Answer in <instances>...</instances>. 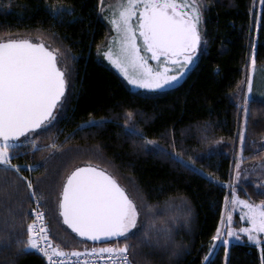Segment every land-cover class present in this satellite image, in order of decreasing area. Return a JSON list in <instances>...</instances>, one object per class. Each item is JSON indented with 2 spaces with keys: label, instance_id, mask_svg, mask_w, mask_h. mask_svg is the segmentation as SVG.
<instances>
[{
  "label": "trees",
  "instance_id": "obj_1",
  "mask_svg": "<svg viewBox=\"0 0 264 264\" xmlns=\"http://www.w3.org/2000/svg\"><path fill=\"white\" fill-rule=\"evenodd\" d=\"M198 2L202 35L194 65L174 87L137 92L97 54L111 34L101 14V0H0V39L43 41L46 47L59 49V66L66 69L69 98L51 126L32 137L38 147L28 144L10 150L12 163L32 181L49 236L60 249L72 252L128 243L133 264H262L264 240L255 245L237 234L213 250V237L221 225L239 146L243 163L264 158V100L252 96L241 108L250 45L255 66L264 67V0ZM58 5L74 11L54 16L49 6ZM128 112L133 113L131 119ZM90 120L103 123L86 126ZM126 122L143 135H130ZM81 166L107 171L137 204L151 205L155 215L150 212L145 224L168 220L167 246L161 236L162 246L157 247L149 232L150 246L143 227L127 241L102 244L66 227L59 215L61 189L67 176ZM233 180L239 198L264 201L256 181L236 176ZM30 191L15 171L0 166V242L13 225L20 229L30 223ZM233 221L235 227L240 225L237 215ZM26 235L25 227L21 239ZM23 248L15 241L0 246V264H46L34 249Z\"/></svg>",
  "mask_w": 264,
  "mask_h": 264
},
{
  "label": "snow or ice",
  "instance_id": "obj_2",
  "mask_svg": "<svg viewBox=\"0 0 264 264\" xmlns=\"http://www.w3.org/2000/svg\"><path fill=\"white\" fill-rule=\"evenodd\" d=\"M101 5L103 6V0ZM49 8L54 16H59L62 12L70 15L74 11L64 5ZM201 17L202 10L198 0H119L110 19L116 33L111 42L116 45L117 51L114 54L109 48L105 55L124 73L130 84L145 89L166 87L181 76L195 57L201 43ZM142 52L149 53L148 58L157 62L155 68L148 63V58ZM59 55V49H50L43 41L33 42L31 38L0 39V166L6 171H15L27 183L32 198L36 197L32 181L22 176L20 165L12 163L13 153L10 150L28 144L36 149L38 145L32 137L37 130L51 126L55 119L54 110L64 106L68 100L66 69L59 66ZM177 64L180 65L179 69L169 68V65ZM251 64L253 68L256 65L254 53ZM173 70L175 75H170ZM247 84L251 92V76L247 78ZM247 99L250 100V97ZM127 116L131 119L133 113L128 112ZM84 123L91 127L103 121ZM125 128L130 135H143L127 122ZM240 142L243 151V132L240 133ZM146 143L155 145L156 141L146 139ZM171 155L179 157V153ZM27 167L32 170L34 166ZM235 167L241 168L240 161L236 162ZM206 175L212 182L210 174ZM236 176H240L239 171ZM258 190L264 191V186H259ZM6 195L11 197L12 193ZM61 196L59 211L63 223L79 237L89 238L94 242L102 238L127 241L129 236L135 234L134 230L143 227L144 237L150 246L153 240L148 236L149 232L156 237L157 247L162 246L161 236L164 237V247L171 240L168 220L158 225L155 219H151L145 224L152 206L144 201L137 204L113 176L99 167L75 168L67 176ZM40 202L36 200L37 204ZM231 203L242 206L241 218L247 226L236 230L228 228V235L235 236L239 232L246 234L248 240L261 243V237L264 236V201L255 203L241 199L233 190ZM30 212L35 214V219L26 226L21 225L20 229L13 225L7 239L0 242V246H10L15 241L24 245L21 251L29 248L38 250L49 264H64L62 258L65 257L91 255L95 260L100 254H107L101 256L104 264H133L129 251L131 245L128 243L123 246L86 248L83 252H66L58 245L46 247L51 241L48 226L44 223V213H37L35 209ZM151 215L154 216L155 213L151 212ZM222 222L230 225L233 222L232 213L222 216ZM25 227L27 235L25 239H21ZM221 235L222 230L217 228V235L213 240H218ZM261 259L264 264V250L261 252ZM76 264H88V261L77 259Z\"/></svg>",
  "mask_w": 264,
  "mask_h": 264
},
{
  "label": "rangeland",
  "instance_id": "obj_3",
  "mask_svg": "<svg viewBox=\"0 0 264 264\" xmlns=\"http://www.w3.org/2000/svg\"><path fill=\"white\" fill-rule=\"evenodd\" d=\"M118 3H119V0H103V6L101 5L102 17L105 20V22L107 23V25L109 26V29L111 30V34L108 37L106 44L97 51L99 58L107 66H109L114 71H116L119 74V76L123 79V81L126 83V85L134 91H137V92H156V91H160V90H164V89L176 86L182 80V78L187 74V72L191 69V67L194 65V63L196 62L197 57H198V53H199V51H198L199 49H197V52H196L195 57L193 58V61L184 69L181 76H179L174 82L167 85L166 87L159 88V89H145V88H142L139 86H134V85L130 84L128 81V78L124 75V73L119 68H117L115 66V64H113L108 59V57L105 55V52L109 51V48H111V50L113 51L114 54L117 51L116 45L111 42V38L116 36V33L112 27V24L110 23V19L112 18V15H113V9H115L117 7ZM133 23L135 24V18H133ZM199 29H200V32L202 35V18H201V21L199 24ZM141 43H142V41H141ZM142 54L145 55L146 58L150 57L149 53L142 52ZM251 57H252V46L250 45L248 58L251 59ZM148 63L151 64L155 68L157 62L148 58ZM169 68L170 69H173V68L179 69L180 65L179 64H177L175 66L169 65ZM170 75H175V71L174 70L170 71ZM249 76L252 77L251 92H249L248 84H247V78ZM241 93H242L241 108L244 106V102L245 103L247 102L248 97L258 96L264 100V67L260 68V67L255 66L253 68L252 64L250 66L247 65L246 74H245V77L243 80V88H242ZM59 108L60 107H58V109ZM58 109L54 110V116H56V114L58 113ZM90 121H93V120H90ZM238 135H239V133H238ZM240 152H241V147L239 146L237 154L233 158V166H232V170H231V181H230V184L228 185L229 191H228V196L226 198V202L224 204V210H223V216L224 217H226L229 212L232 213V221H233L234 215H237L240 225L235 227L233 225L234 221L230 225L221 221L220 229L222 230V235L220 236V238L218 240H215V242L213 244V250L215 249V247L218 244L225 243V241H227L226 244L229 243L228 238H230L231 236L228 235V231H227L228 228H232V229L236 230V229H239L241 227L247 226V224L241 218L242 206L234 205L231 203L233 190H235V194H236V186L234 184L233 178L236 176L237 171L240 172V176L238 177V179H241V180L252 179L259 184L258 186H264V158L262 160H258V161H251L248 163H243L241 161ZM237 161H240V163H241L240 169H237L235 167ZM237 234L240 236L247 237V235L243 234V233L237 232L236 235ZM261 240H264V236L261 237ZM250 242L255 244V245H260V243H256L254 241H250Z\"/></svg>",
  "mask_w": 264,
  "mask_h": 264
},
{
  "label": "built area",
  "instance_id": "obj_4",
  "mask_svg": "<svg viewBox=\"0 0 264 264\" xmlns=\"http://www.w3.org/2000/svg\"><path fill=\"white\" fill-rule=\"evenodd\" d=\"M36 200H38L36 197L33 198V206H32V209H35L37 213H39V212H43V210L40 208L39 204L36 203ZM43 213H44V212H43ZM33 219H35V214H32V213H31V220H30V222H31ZM44 223L48 226V223H47V221H46V219H45V216H44ZM38 224H39V222H38ZM39 226H42V225H39ZM48 230H49V226H48ZM48 235H49V231H48ZM50 241H51V239H50ZM45 246H46V247H52V246H56V245L53 244L52 241H51L50 244L45 245ZM34 250H35V251H36L41 257L44 258L46 264H49L47 258L44 257L43 254L39 253L38 250H36V249H34ZM83 251H84V250H81V252H83ZM101 256H107V254H100V255H98V256L95 258V260H93V257H92L91 255H89V256H87V257L82 256V257H80V258H76V257L68 258V257H65V258H62V259L64 260V264H76L77 259H79V260H81V261L87 259L88 264H104V261H103V259L101 258Z\"/></svg>",
  "mask_w": 264,
  "mask_h": 264
},
{
  "label": "water",
  "instance_id": "obj_5",
  "mask_svg": "<svg viewBox=\"0 0 264 264\" xmlns=\"http://www.w3.org/2000/svg\"><path fill=\"white\" fill-rule=\"evenodd\" d=\"M81 167H87V166H81ZM75 170V169H74ZM73 170V171H74ZM71 174V173H70ZM69 174V175H70ZM65 182H66V179H65ZM64 182V183H65ZM61 192H62V189H61ZM62 199V196H61V194H60V199H59V201ZM59 215H60V211H59ZM60 217H61V220H62V222H63V217L60 215ZM64 224V223H63ZM66 227H68V225H66V224H64ZM69 228V227H68ZM70 229V228H69ZM71 230V229H70ZM72 231V230H71ZM73 232V231H72ZM74 233V232H73ZM76 234V233H75ZM76 235H78V234H76ZM82 238H84V237H82ZM84 239H86V240H88V241H90V242H92V243H103V242H108V241H111V240H114V239H116V238H102L101 240H99V241H92L91 239H89V238H84Z\"/></svg>",
  "mask_w": 264,
  "mask_h": 264
}]
</instances>
